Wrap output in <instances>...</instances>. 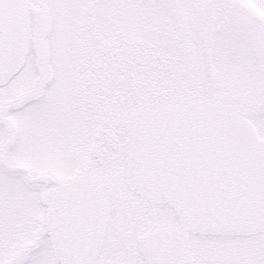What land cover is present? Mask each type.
<instances>
[{
  "label": "snow or ice",
  "instance_id": "6c2138e0",
  "mask_svg": "<svg viewBox=\"0 0 264 264\" xmlns=\"http://www.w3.org/2000/svg\"><path fill=\"white\" fill-rule=\"evenodd\" d=\"M0 264H264V0H0Z\"/></svg>",
  "mask_w": 264,
  "mask_h": 264
}]
</instances>
